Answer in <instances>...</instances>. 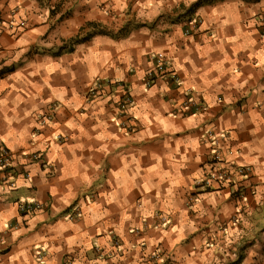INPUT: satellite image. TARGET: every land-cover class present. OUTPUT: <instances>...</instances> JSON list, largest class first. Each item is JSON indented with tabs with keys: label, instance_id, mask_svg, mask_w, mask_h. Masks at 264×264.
Here are the masks:
<instances>
[{
	"label": "crops",
	"instance_id": "obj_1",
	"mask_svg": "<svg viewBox=\"0 0 264 264\" xmlns=\"http://www.w3.org/2000/svg\"><path fill=\"white\" fill-rule=\"evenodd\" d=\"M0 22V143L29 163L0 264H264V0H0ZM156 54L178 84L147 87ZM96 78L131 86V129ZM188 91L205 108L175 114Z\"/></svg>",
	"mask_w": 264,
	"mask_h": 264
},
{
	"label": "built area",
	"instance_id": "obj_2",
	"mask_svg": "<svg viewBox=\"0 0 264 264\" xmlns=\"http://www.w3.org/2000/svg\"><path fill=\"white\" fill-rule=\"evenodd\" d=\"M259 18L261 25H263V19L261 17ZM197 22L196 20L193 23V28L196 27ZM4 29L3 22H0V36L5 31ZM9 29H11V25ZM187 32L189 31L187 30ZM153 60L151 69L145 75V84L147 87L155 85L158 81H165L168 85L179 83L177 71L173 68L171 61L166 59L165 55L156 54ZM184 96L185 99L180 104L179 109L175 111V114L190 115L205 108V101L203 99L196 100L191 91L184 93ZM87 99L89 102L104 101L112 114L113 120L118 122L122 127L131 129L130 122L135 119L133 115L135 99L130 85L109 79L96 78L89 86ZM58 109L59 104L54 103L51 106L52 112L47 115L39 114L38 119L41 122V126H45L47 122H50L53 114L57 113ZM16 158L17 156L6 145L0 143V195L3 193L1 191L2 187L4 189H14L15 180L18 177L29 178V173L26 168L29 163L18 164ZM29 159L44 162L45 154L41 151L36 152ZM244 170L245 168L239 167L237 172L244 173ZM18 209L21 216H27L35 214L37 211L43 209V206L39 201L20 202L18 203ZM236 220L238 221L239 219ZM3 240V234L0 231V241ZM43 252L42 249H39L36 254L38 257H41ZM64 264H71L69 257H67Z\"/></svg>",
	"mask_w": 264,
	"mask_h": 264
}]
</instances>
